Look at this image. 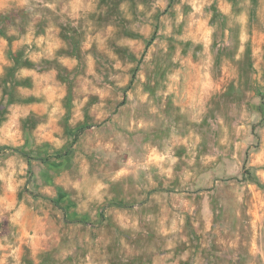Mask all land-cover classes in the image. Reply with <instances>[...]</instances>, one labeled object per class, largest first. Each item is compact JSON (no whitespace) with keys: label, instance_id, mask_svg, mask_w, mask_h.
Here are the masks:
<instances>
[{"label":"rangeland","instance_id":"rangeland-1","mask_svg":"<svg viewBox=\"0 0 264 264\" xmlns=\"http://www.w3.org/2000/svg\"><path fill=\"white\" fill-rule=\"evenodd\" d=\"M0 264H264V0H0Z\"/></svg>","mask_w":264,"mask_h":264},{"label":"trees","instance_id":"trees-1","mask_svg":"<svg viewBox=\"0 0 264 264\" xmlns=\"http://www.w3.org/2000/svg\"><path fill=\"white\" fill-rule=\"evenodd\" d=\"M152 38H153V37H151V38L147 41V44H146V45H148V44L151 42ZM1 148H2V149H9L10 147H8V146H2ZM63 154H65V153H60V154H58L57 156H60V155H63ZM24 155L27 156L25 153H24Z\"/></svg>","mask_w":264,"mask_h":264}]
</instances>
